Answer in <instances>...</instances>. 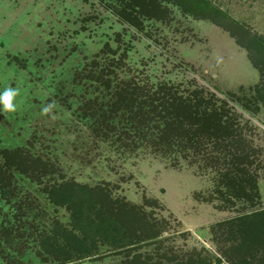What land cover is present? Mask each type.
I'll return each instance as SVG.
<instances>
[{
	"label": "rangeland",
	"instance_id": "obj_1",
	"mask_svg": "<svg viewBox=\"0 0 264 264\" xmlns=\"http://www.w3.org/2000/svg\"><path fill=\"white\" fill-rule=\"evenodd\" d=\"M210 2L227 17L197 0H0V90L20 89L0 115L1 163L18 166L0 189V264H264V0ZM131 7L145 19L123 20ZM94 63L116 97L74 84ZM126 89L131 115L105 130ZM165 90L176 106L150 108L185 133L143 141L139 105ZM89 101L102 130L80 116Z\"/></svg>",
	"mask_w": 264,
	"mask_h": 264
},
{
	"label": "trees",
	"instance_id": "obj_2",
	"mask_svg": "<svg viewBox=\"0 0 264 264\" xmlns=\"http://www.w3.org/2000/svg\"><path fill=\"white\" fill-rule=\"evenodd\" d=\"M201 6H203V8L208 11L209 13L212 12V13H215V12H219L221 13V17H225L226 14H228V11H224L225 13H222L220 11H218V5L216 4H212L210 2V0H197ZM202 9V8H201ZM221 10V9H219ZM202 12L201 13H198V15H200L201 17H208V15L206 14H203V9L200 10ZM148 14L147 12L145 13H142V10H138L136 11L133 7L130 8V11L127 13H123L121 14V17L123 18V20H141L140 18L143 17L145 19V15ZM227 17V16H226ZM208 19H212V17H208ZM255 41H257V47L255 49V51L258 53V52H264V37H255L254 38ZM252 63L253 65L257 68V69H264V66L261 67V65H264L263 63L259 64V62H256V57H253L252 59ZM260 67V68H258ZM109 70V69H108ZM262 74H263V71H262ZM108 77V76H107ZM105 73L101 70L100 72L99 71H96L95 70V63L93 64V66L91 67L90 70H87L86 68L80 72H77L75 74V77H74V84L75 85H78L81 83L82 86H87L89 85L90 83H100L103 85V86H106V91H112V96L116 97V94L114 91H116L117 89H119V84H117L115 86V88L113 89H110L109 87V81L106 79L107 78ZM100 87H97L96 90H99ZM120 97L119 99H113V101H111V105L110 107H107L106 108V115H107V119H105L102 123L100 124H104V123H107L106 127H105V130L108 128V123L110 121H113V117H117L118 121H117V124L114 125L116 128L117 125H120V123L122 124L124 122V118H126L127 116H125L126 114H129L131 115V108L133 107V105L135 104L134 103V100L135 98H138V95L135 96V94L133 92H129V90L127 91H124L123 93L121 94H118ZM163 95V96H161ZM135 96V97H134ZM161 98H155L154 100H151V102H145L143 101L142 103H140L139 107H140V113L143 112L142 115H146L147 117V120L146 122L144 123V125L142 126L143 128L141 127H135L134 129L136 130V132H145V130H148L150 129L148 132H151L150 135H145L143 136L142 134V140L143 141H147L148 138L150 140V137H158L159 133L161 138H167L168 137V130L175 125L179 124V127H180V130H179V136L184 134L185 133V129L186 128H182V122L180 121V119H176L175 122L173 121H170L166 119V117L163 116L164 112L161 113V115H158L157 113V109L163 107L164 110H169L170 108H174L176 106V100L178 101L177 98H175L173 96V94H171V92H168V91H161L160 93V96ZM181 104H184L186 103L187 101H181V99H179ZM98 102L94 101V104H97ZM157 104L158 105V108L155 109L154 108V111H152V109L150 107H152V104ZM89 104H93L91 101L88 102V104L85 106V104L82 102V105L80 106V112H81V117H88L91 121V128H93V130H102L100 127H99V122L97 120H95L96 118H100V116L97 115V113L100 111V109L98 108V106H96V110H91L89 111V109H92ZM126 112V113H125ZM125 113V114H124ZM125 116V117H124ZM129 118V117H128ZM132 119V118H130ZM144 119V117H143ZM180 121V122H179ZM127 122H128V119H127ZM150 123H151V127H150ZM159 123V124H157ZM160 124H162V127L160 126ZM113 128V130H114ZM182 129V130H181ZM165 134V135H164ZM127 141V140H125ZM160 146H164L163 143H159ZM158 145V146H159ZM19 158H22L26 161L27 164H30V163H41V160L40 158H37L36 160H34L32 158L31 155L29 154H26L24 156V154H22V152L20 151H17L15 153ZM3 159L5 160L3 163H1V160H0V189L6 193V190H8V184L6 183L8 180H9V177L7 174H9V172L14 168L16 167L15 165H12L10 164V162H8L11 158H10V154L5 151L4 152V155H3ZM18 167V166H17ZM16 167V168H17ZM21 169L23 168L21 165H20ZM19 169V168H18ZM20 170V169H19ZM21 172H23V170H20ZM33 173V172H32ZM7 175V176H6ZM10 175V174H9ZM47 175V171L46 169H42L41 171V174H39V177L36 178L35 176L32 175V178L33 179H42L43 177H45ZM6 176V177H5ZM254 185V183L252 184V186ZM68 185H64L63 183L60 184L58 186V188L56 189L57 191H66L68 190L67 188ZM235 186V185H234ZM57 186H54V189L56 188ZM62 187V188H61ZM230 187V186H229ZM254 187V186H253ZM8 193V192H7ZM52 193V192H51ZM263 213V212H262ZM258 213H254V214H251V215H243V216H240V217H236L234 219H232L231 221H229L228 224L230 225H234L235 223L239 222V221H243V220H248L251 218V216L253 215V217L257 216ZM252 217V218H253Z\"/></svg>",
	"mask_w": 264,
	"mask_h": 264
},
{
	"label": "clouds",
	"instance_id": "obj_3",
	"mask_svg": "<svg viewBox=\"0 0 264 264\" xmlns=\"http://www.w3.org/2000/svg\"><path fill=\"white\" fill-rule=\"evenodd\" d=\"M19 95L20 89L11 85H7L2 90H0V115L12 114L17 111V97ZM56 107V101L52 100L51 102L43 105V107L41 108V114L51 115Z\"/></svg>",
	"mask_w": 264,
	"mask_h": 264
}]
</instances>
